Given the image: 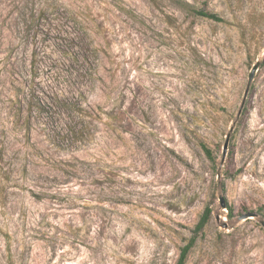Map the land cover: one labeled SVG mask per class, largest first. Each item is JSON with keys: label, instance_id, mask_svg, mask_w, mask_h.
Returning <instances> with one entry per match:
<instances>
[{"label": "rangeland", "instance_id": "374dc122", "mask_svg": "<svg viewBox=\"0 0 264 264\" xmlns=\"http://www.w3.org/2000/svg\"><path fill=\"white\" fill-rule=\"evenodd\" d=\"M57 8L98 49L86 141L26 122L84 89ZM0 147V264H177L207 207L186 264H264V0H0Z\"/></svg>", "mask_w": 264, "mask_h": 264}, {"label": "trees", "instance_id": "16d2710c", "mask_svg": "<svg viewBox=\"0 0 264 264\" xmlns=\"http://www.w3.org/2000/svg\"><path fill=\"white\" fill-rule=\"evenodd\" d=\"M180 5L189 13L206 17L215 21H224L218 14L198 9L188 2H180ZM57 15L65 13L63 21H58L61 27L68 28L72 25L73 32H67V41L74 45L79 50H67L64 52L71 61L72 68L81 62V69L73 70L70 74L75 76L78 80L84 79V89L74 87L72 90H58L52 93L37 92L31 85L28 86L26 94L22 97L27 105V126L30 128V121L33 115L43 116L48 115L49 112L56 111L60 115L59 126H56L54 133L56 136L71 141H86L89 139L94 120L99 117L97 110L87 105L88 92L94 86L97 78V62H98V49L94 46L88 26L85 20L79 15L70 11L62 12L60 8L56 9ZM85 19V18H84ZM73 49V48H72ZM20 91V88L18 89ZM20 93L18 92V97ZM204 150L209 159L215 161L212 151L204 146ZM2 158V149L0 147V160ZM212 210L207 207L202 214L198 224L195 228L194 235L189 239L188 243L181 249V253L177 264H186L188 254L191 248L195 245L199 233L209 223ZM11 257V254H10ZM9 264H13L10 259Z\"/></svg>", "mask_w": 264, "mask_h": 264}, {"label": "water", "instance_id": "95a60500", "mask_svg": "<svg viewBox=\"0 0 264 264\" xmlns=\"http://www.w3.org/2000/svg\"><path fill=\"white\" fill-rule=\"evenodd\" d=\"M259 65H260V62L257 61V62L253 65V67H252V69H251V72H250V74H249L248 85H247V88H246V90H245L244 97H243L242 106H243V104H244V101H245L246 98H247V95H248V92H249L250 84H251V82H252L253 79H254V76H255V74H256L258 68H259ZM242 106H241V107H242ZM227 141H228V136H227V140H226V142H225V144H224V154H223V155H225V153H226V149H227ZM249 216H251V215H250V214L242 215V216H241V219L248 218ZM262 225L264 226V221H262Z\"/></svg>", "mask_w": 264, "mask_h": 264}]
</instances>
